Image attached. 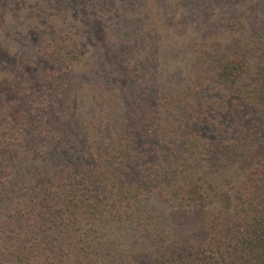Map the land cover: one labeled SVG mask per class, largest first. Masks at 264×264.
<instances>
[{
  "label": "trees",
  "instance_id": "16d2710c",
  "mask_svg": "<svg viewBox=\"0 0 264 264\" xmlns=\"http://www.w3.org/2000/svg\"><path fill=\"white\" fill-rule=\"evenodd\" d=\"M183 3L200 25L208 1ZM136 22L108 44L119 55L108 54L103 42L101 58L113 61L107 65L112 70L127 71L123 54L146 52L142 64L150 71L149 84L140 98L132 95L116 114L106 109V117H91L92 110L81 107L70 117L71 128H63L61 116H51L48 130L41 129L36 115L27 119L28 106L12 105L10 117L3 114L15 129L0 125V264H89L108 253V233L117 230L130 238L141 233L151 246L163 248L173 235L143 205L148 190L129 181L137 163L143 185L171 181V204L196 211L186 226L195 221L202 236L197 244L173 236L171 249L154 257L155 264H264V30L252 43L230 37L224 58L220 51L187 56L185 44L181 52L174 46L164 51L167 39L157 28L149 40L135 32ZM78 46L64 56L78 58ZM63 47L55 48L58 62L66 58ZM177 60L180 65H173ZM31 64L22 63L19 71ZM5 70L0 69L2 112L16 96L15 79ZM116 235L114 244L122 234Z\"/></svg>",
  "mask_w": 264,
  "mask_h": 264
},
{
  "label": "rangeland",
  "instance_id": "374dc122",
  "mask_svg": "<svg viewBox=\"0 0 264 264\" xmlns=\"http://www.w3.org/2000/svg\"><path fill=\"white\" fill-rule=\"evenodd\" d=\"M184 1L193 0H0V69H6L5 72L15 79L12 93L16 95L7 100L8 108L0 111V125L5 123L9 129H15L14 122L9 118L5 121L3 117V114L10 117L12 105L21 109L22 105L28 106L27 110L23 109L27 119L39 118L41 129L48 130L47 121L51 116H61L63 128L65 125L71 128L70 117L79 113L81 107L91 109V117H106V109L116 114L121 103L127 101L129 104L128 99L132 95L140 98L149 84L150 75L147 74L150 71L142 64L149 58L146 52L135 50L131 55L123 54L128 56L125 63L129 69L127 71L120 66L112 70L107 65L113 61L105 63L108 59L104 61L101 58L103 42L108 54L119 55L115 53L116 49H110L112 44H108L117 41L118 35L124 34V29L131 31L134 21H137L136 25L140 24L135 32L144 33L149 40L154 37L153 29L157 28L160 37L167 39L161 46L164 51L174 46L181 52L185 44L187 56L191 55V51L201 55L210 51L215 56L220 51L219 56L223 55L224 58L229 52L226 49L230 37L237 36L243 42L252 43L256 38L255 33L264 30V0H206L209 7L200 25L189 17L191 15ZM76 44L83 53L78 58L75 55L64 56ZM60 45H64L62 55L66 58L58 62V55L54 51ZM50 54L55 56L51 58ZM158 54L164 57L162 53ZM30 61L33 62L31 69L20 72L22 63ZM103 61L105 68L101 66ZM172 64L177 66L180 62L177 60ZM180 97L181 94L176 95L177 100ZM102 101L106 103L102 104ZM53 125L54 122L50 128ZM91 127L94 130L93 125ZM116 129L112 127L113 131ZM141 155L138 154L140 158ZM138 165L134 164L127 176L128 179L133 177L129 181L134 179L139 182V188L148 190L143 205L158 214L166 232L180 241L199 243L202 237H197L201 233L200 226L195 221L190 226L192 217L197 216L196 211L171 204L167 196L171 181L156 179L143 185L145 183L141 181L143 175L137 171ZM215 180L214 185L217 183ZM187 220H190L188 226ZM115 234H122L118 241L115 240L116 244ZM108 235L112 236L111 243L107 241L108 253L98 259L92 257L89 264H155L152 259L171 249L169 243L173 237H169L163 248L158 249L151 246L146 235L141 233H133L134 238H130L124 230L111 231ZM150 247L151 251H155L148 256H138L142 250L147 251ZM115 253L120 254L117 260H113ZM166 261L169 262L168 259Z\"/></svg>",
  "mask_w": 264,
  "mask_h": 264
}]
</instances>
